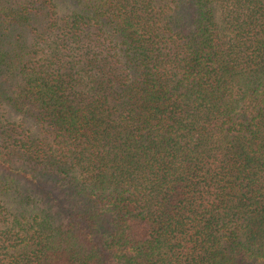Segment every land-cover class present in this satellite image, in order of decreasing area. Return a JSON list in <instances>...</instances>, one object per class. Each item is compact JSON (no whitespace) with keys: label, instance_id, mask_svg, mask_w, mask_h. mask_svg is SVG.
Masks as SVG:
<instances>
[{"label":"trees","instance_id":"trees-1","mask_svg":"<svg viewBox=\"0 0 264 264\" xmlns=\"http://www.w3.org/2000/svg\"><path fill=\"white\" fill-rule=\"evenodd\" d=\"M0 264H264V0H0Z\"/></svg>","mask_w":264,"mask_h":264}]
</instances>
